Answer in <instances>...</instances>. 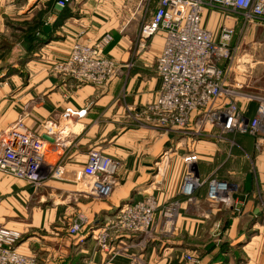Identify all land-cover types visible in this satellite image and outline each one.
Segmentation results:
<instances>
[{
    "label": "crops",
    "instance_id": "crops-1",
    "mask_svg": "<svg viewBox=\"0 0 264 264\" xmlns=\"http://www.w3.org/2000/svg\"><path fill=\"white\" fill-rule=\"evenodd\" d=\"M158 1L73 0L60 9L54 0L59 10L49 14L51 30L43 36L47 42L27 63V75L21 78L15 73L0 79V140L21 120L46 142L47 163L61 166V176L66 174L36 188L0 173V228L19 231L22 239L17 249L38 256L40 264H58L74 251L90 264H185L190 244L184 241H199L197 245L202 241V247L197 246L202 264H264V211L259 208L264 206V127L257 137L228 134L216 138L214 133V137L193 138L143 125L140 120V112L157 99L160 90L156 60L164 33L142 37ZM201 23L214 39L222 26L234 30L247 26L240 17L207 8ZM256 28L262 26L252 24L253 31ZM107 35L112 42L106 54L116 67L106 85H76L52 72L53 63L68 58L75 44H93ZM244 58L232 67L228 86L239 83L242 94L264 95L263 55L257 61ZM237 103L247 118L255 117V103L241 97ZM68 109L85 113L68 115ZM92 151L109 157L115 165L111 174L116 184L106 199L89 194V179L76 178ZM188 155L197 157L194 169L200 180L214 177L237 186L234 197L242 204L240 213L210 202L206 184L191 197L182 193ZM147 197L158 206L178 203L176 242L118 254L120 241L136 239L122 235L110 253H98L94 241L100 227L116 218L124 206ZM77 219L85 220L83 232L72 235L70 229ZM203 241H228L237 247L244 241L243 249L255 241L258 249L243 258L233 249L224 252L215 243L204 250L207 243Z\"/></svg>",
    "mask_w": 264,
    "mask_h": 264
},
{
    "label": "built area",
    "instance_id": "built-area-1",
    "mask_svg": "<svg viewBox=\"0 0 264 264\" xmlns=\"http://www.w3.org/2000/svg\"><path fill=\"white\" fill-rule=\"evenodd\" d=\"M72 2L57 0L56 5L64 9ZM206 7L240 17L244 26L259 24L264 28V0H159L151 20L142 28V37L149 39L160 31L164 33V45L156 60L160 90L157 99L140 112V120L143 125L193 138L214 137V133L216 138L228 134L260 136L264 127V95L242 94L239 83L228 86L227 78L235 64L231 61L236 52L232 45L235 30L222 26L218 38L214 39L201 23ZM111 42L112 38L107 35L93 44H75L67 61L56 70L65 72L76 85H106L115 75L116 67L115 61L106 54ZM228 60L230 63L226 65ZM237 97L255 103L254 118L246 117ZM84 113L67 110L68 115ZM46 152V142L26 129L20 120L0 140V173L40 188L49 178L61 175L62 167L47 163ZM184 160L188 167L184 195L191 197L198 187L206 184L210 202L241 212L242 204L234 197L237 188L214 177L200 180L194 169L196 155H188ZM114 167L109 157L92 151L78 178L90 180V195L106 199L116 184L111 174ZM177 207L176 202L158 206L147 197L124 206L115 225L130 233H145L154 223L157 212L171 214ZM84 225L85 220L81 219L72 226L71 233L78 234ZM21 239L19 231L0 228V264H37L35 256L22 254L17 249Z\"/></svg>",
    "mask_w": 264,
    "mask_h": 264
},
{
    "label": "rangeland",
    "instance_id": "rangeland-1",
    "mask_svg": "<svg viewBox=\"0 0 264 264\" xmlns=\"http://www.w3.org/2000/svg\"><path fill=\"white\" fill-rule=\"evenodd\" d=\"M57 2V0H56ZM54 0H47L42 2L41 0H34L32 3H28V0H0V79L3 77L8 78L10 74L18 73L22 78L27 75L28 67L27 63L35 59V53L39 51L42 44H39V39L43 36H48L45 34L44 27L49 26V14L58 12L54 5ZM210 10H217L215 8L206 7ZM41 21L40 27L38 29L37 23ZM261 26L259 24H254ZM232 45L236 47V52L232 58V62L238 64L242 62L244 57H251L255 61L259 60L258 57L264 55V28H256L254 31L252 29V24H247L246 28H238L235 30L234 37L232 40ZM59 60L53 63L52 72L67 77L65 72L56 70L57 67L67 61ZM112 60V59H111ZM230 63L228 60L226 65ZM116 65V63H115ZM72 81L70 77H67ZM10 79V84H11ZM74 82V81H72ZM7 83V82H6ZM75 83V82H74ZM62 172V171H61ZM79 174L76 175V178ZM233 187L237 188L236 185L232 184ZM260 211H264V206H260ZM175 211L171 214L162 215L160 212L155 214L154 223L148 228L145 233H130L116 227V218H113L100 227L97 231L95 237V244L98 253L108 254L112 251V246L115 245L121 236H132L135 235V241L119 242V251L116 248L118 254L127 253L129 250H133V254L142 251L144 248L150 246L154 248H160V243L168 244L176 242L175 240ZM260 212V213H261ZM78 219L73 225L78 223ZM72 225V226H73ZM72 228V227H71ZM83 232V230L81 231ZM79 232V233H81ZM71 233V229H70ZM83 234V233H82ZM79 234V235H82ZM77 235V234H72ZM106 236V239L104 237ZM120 237V238H119ZM106 240L102 242L103 240ZM189 245V252L184 256L185 264H202L201 253L197 252L198 247H202V241L200 245H197L199 241H184ZM244 241H241L243 244ZM207 243L203 248L207 250L209 245L214 246L217 244L221 248L224 247V252H233L235 255L246 258L248 254L253 255L256 251L257 244L254 241L249 248H240L236 244H231L228 241H203ZM215 243V244H214ZM186 244V245H188ZM198 246V247H197ZM75 249V248H74ZM248 249V250H247ZM82 253L74 251L70 258L58 264H90L91 261H86L82 256ZM37 259L38 256H36ZM37 264H40L39 260Z\"/></svg>",
    "mask_w": 264,
    "mask_h": 264
},
{
    "label": "trees",
    "instance_id": "trees-1",
    "mask_svg": "<svg viewBox=\"0 0 264 264\" xmlns=\"http://www.w3.org/2000/svg\"><path fill=\"white\" fill-rule=\"evenodd\" d=\"M40 23H41V21L39 20L38 21V23H37V27H38V29H39V27H40ZM44 32V31H43ZM39 44H45L46 42H47V39H45V38H43V37H41L40 39H39Z\"/></svg>",
    "mask_w": 264,
    "mask_h": 264
},
{
    "label": "water",
    "instance_id": "water-1",
    "mask_svg": "<svg viewBox=\"0 0 264 264\" xmlns=\"http://www.w3.org/2000/svg\"><path fill=\"white\" fill-rule=\"evenodd\" d=\"M50 30H51V27H50V26L46 25V26L44 27V32H45V33H48ZM47 139H49V138H47ZM49 140L52 141L51 139H49ZM52 142H53V141H52Z\"/></svg>",
    "mask_w": 264,
    "mask_h": 264
},
{
    "label": "bare ground",
    "instance_id": "bare-ground-1",
    "mask_svg": "<svg viewBox=\"0 0 264 264\" xmlns=\"http://www.w3.org/2000/svg\"><path fill=\"white\" fill-rule=\"evenodd\" d=\"M50 165H52V164H50ZM61 176V175H60ZM64 176H66V174H62V176L61 177H64Z\"/></svg>",
    "mask_w": 264,
    "mask_h": 264
}]
</instances>
